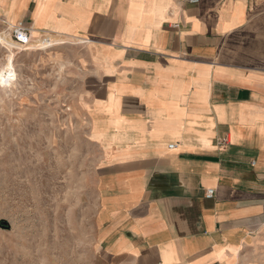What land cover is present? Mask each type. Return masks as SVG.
<instances>
[{
    "label": "crops",
    "instance_id": "crops-1",
    "mask_svg": "<svg viewBox=\"0 0 264 264\" xmlns=\"http://www.w3.org/2000/svg\"><path fill=\"white\" fill-rule=\"evenodd\" d=\"M0 19L78 42L102 253L264 264V0H0Z\"/></svg>",
    "mask_w": 264,
    "mask_h": 264
},
{
    "label": "rangeland",
    "instance_id": "rangeland-1",
    "mask_svg": "<svg viewBox=\"0 0 264 264\" xmlns=\"http://www.w3.org/2000/svg\"><path fill=\"white\" fill-rule=\"evenodd\" d=\"M33 36L59 41L27 50L0 39V264H116L94 238L99 157L78 42Z\"/></svg>",
    "mask_w": 264,
    "mask_h": 264
},
{
    "label": "built area",
    "instance_id": "built-area-1",
    "mask_svg": "<svg viewBox=\"0 0 264 264\" xmlns=\"http://www.w3.org/2000/svg\"><path fill=\"white\" fill-rule=\"evenodd\" d=\"M190 2L195 3L197 0H190ZM7 30H10V39L17 45L25 46L30 39L31 32L28 27H26L23 23H16L14 26L10 27L7 25ZM224 140L221 141L223 143ZM205 196L207 198H211L213 196L212 190H207L205 192Z\"/></svg>",
    "mask_w": 264,
    "mask_h": 264
},
{
    "label": "bare ground",
    "instance_id": "bare-ground-1",
    "mask_svg": "<svg viewBox=\"0 0 264 264\" xmlns=\"http://www.w3.org/2000/svg\"><path fill=\"white\" fill-rule=\"evenodd\" d=\"M7 37L8 36L0 35V39L4 40L8 45L14 46V48L19 47L18 49L22 48V49H27V50L42 49L44 47H48L49 45H52V43H57L59 41V39H58V41L56 42L57 39L50 38V37H47V39H45V38H39V37L34 38V36H33L29 39V42L24 46L25 47L24 48L23 46L14 44L11 41V39H9Z\"/></svg>",
    "mask_w": 264,
    "mask_h": 264
}]
</instances>
